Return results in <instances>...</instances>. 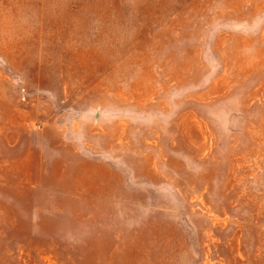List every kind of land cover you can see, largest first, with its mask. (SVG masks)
<instances>
[{
  "label": "rangeland",
  "instance_id": "obj_1",
  "mask_svg": "<svg viewBox=\"0 0 264 264\" xmlns=\"http://www.w3.org/2000/svg\"><path fill=\"white\" fill-rule=\"evenodd\" d=\"M0 264H264V0H0Z\"/></svg>",
  "mask_w": 264,
  "mask_h": 264
}]
</instances>
